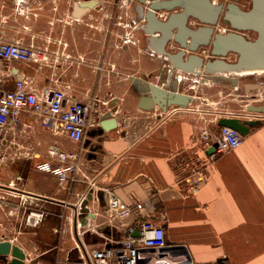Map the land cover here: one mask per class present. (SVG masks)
Returning <instances> with one entry per match:
<instances>
[{"label":"crops","instance_id":"crops-1","mask_svg":"<svg viewBox=\"0 0 264 264\" xmlns=\"http://www.w3.org/2000/svg\"><path fill=\"white\" fill-rule=\"evenodd\" d=\"M81 1L0 0V40L34 44L40 57L30 63H4L0 78L6 87L28 76L38 92L65 89L90 105V118L99 120L79 142L55 135L40 116L41 121L24 112L5 127L31 131L20 142L25 156L12 164L18 177H0V237L26 253L22 264H67L81 257L78 246L90 250L117 245L131 228L139 236L141 222L151 219L165 228L169 244L184 246L186 255L163 257L174 264H264V118L251 126L240 146L209 161L213 152L196 138L202 127L211 126V119L204 118L209 109L196 107L186 85L182 92L190 95L192 111L165 116L158 106H140L141 97L151 95L149 84L165 88L170 71H180L167 53L185 50L183 61L192 54L210 58L211 32H202L192 52L174 37L177 25L164 44L152 41L163 34L145 30L147 20L137 0H98L87 10L81 5L76 10ZM181 10L156 14L166 20ZM186 24L195 30L207 26L190 17ZM126 34L132 41H125ZM180 72L174 73L176 78L188 75ZM191 76L211 81L204 73ZM260 88L256 82L247 91ZM250 105L218 111L223 113L219 118L251 119ZM108 110L118 125L101 132L100 121ZM54 142L77 155L81 166L75 179L63 184L56 174L39 168ZM205 162L207 178L197 184ZM82 200L89 211L81 207ZM140 202L143 206L137 208ZM41 212L37 223L35 214ZM149 254L160 259L157 250ZM13 258L11 252L1 256L0 264Z\"/></svg>","mask_w":264,"mask_h":264},{"label":"water","instance_id":"water-1","mask_svg":"<svg viewBox=\"0 0 264 264\" xmlns=\"http://www.w3.org/2000/svg\"><path fill=\"white\" fill-rule=\"evenodd\" d=\"M240 0L220 1L215 0H137V8L145 17L147 24L145 30L153 33L158 30L163 35L159 39L155 36L152 41H161L162 44L172 36V27L177 25L178 33L174 36L179 44L192 52L198 49V38L205 31L207 35L211 32V48L209 49L210 58L204 59L196 54L190 55L187 61H183L185 50L177 53H167L175 70H181L185 74L200 76L202 73L212 77H224L232 80L237 84L240 74L248 72L264 71V0H248L250 6L242 8ZM98 3V0H82L75 4L76 10L79 6L84 9L91 8ZM79 4V5H78ZM147 5L146 11L143 6ZM181 8L178 13L171 12L166 20L158 18L156 11H171L174 8ZM194 18L198 23L206 24L198 30L187 26L188 19ZM221 21L229 30H217L216 25ZM181 26H183L181 30ZM249 33H255L250 36ZM191 40L187 42V38ZM205 38V43L209 44ZM161 47V46H159ZM163 48L161 47V50ZM234 55L233 60L229 55ZM174 71H170L167 87L163 88L159 84H149L151 95L141 97L140 106L143 108H155L158 106L166 110L169 106L180 104L187 105L190 102V95L183 93L184 80L172 77ZM227 74L229 76H224ZM250 111L264 112V104L250 105ZM220 125H227L237 129L242 134L249 133L251 126L261 123L259 119H242L239 116H222L219 118ZM118 125L117 118L108 110L100 121V131L110 130ZM215 146L209 149L212 153ZM91 198V194L88 196ZM85 211H89L86 202L81 203ZM13 259L8 264H22L26 258V253L17 244H12L11 240L0 237V257L9 254ZM184 246H167L160 249V256H180L186 255ZM184 259V258H183ZM189 261V257H185ZM186 260V261H187ZM181 262V259L179 260ZM183 261V260H182ZM82 259L79 257L75 261H69L67 264H81Z\"/></svg>","mask_w":264,"mask_h":264},{"label":"built area","instance_id":"built-area-1","mask_svg":"<svg viewBox=\"0 0 264 264\" xmlns=\"http://www.w3.org/2000/svg\"><path fill=\"white\" fill-rule=\"evenodd\" d=\"M125 41H132L131 35H125ZM39 53L34 44H25L18 41L0 40V70L4 63L19 61L30 63L39 61ZM11 71V68H9ZM90 105L81 100L72 98L65 89L48 87L47 90L38 92L32 85L28 76L17 78L12 88L6 87L0 78V127H7L11 123L20 120L24 113L38 115L42 118L46 127L55 135L63 134L75 142L82 141L87 129L99 120L90 118ZM162 110V109H161ZM189 105L175 104L162 110L165 116L176 113L192 111ZM251 119L262 120L264 112L247 110ZM219 114L212 120L211 126H204L198 132L197 139L202 142L206 149L215 146V151L209 155V161L216 154L225 150L236 148L241 145L245 135L237 129L218 123ZM215 126V128H213ZM209 162L202 164V170H198L197 184L207 178L205 173ZM77 155H72L58 142H54L47 149V159L39 164L41 170L51 172L59 177L63 184L75 179V174L80 170ZM198 187H196L197 189ZM82 200L81 202H83ZM143 203L137 204L142 208ZM44 214H35V222H40ZM139 236H134V228L129 230L128 236L114 246L95 247L86 250L79 247L81 252V264H174L175 261L163 258L154 260V255L149 250H157L170 246L166 239L165 228L151 219H145L140 224ZM183 246V245H182ZM185 254V251L183 252ZM177 257V256H174Z\"/></svg>","mask_w":264,"mask_h":264},{"label":"rangeland","instance_id":"rangeland-1","mask_svg":"<svg viewBox=\"0 0 264 264\" xmlns=\"http://www.w3.org/2000/svg\"><path fill=\"white\" fill-rule=\"evenodd\" d=\"M239 3L245 9L250 6L246 0H240ZM216 28L217 30L228 29L222 22H219ZM249 35L253 37L255 33L251 32ZM234 58V55L229 56L230 60ZM181 77L185 81L188 92L193 95L196 107L211 110L205 113V120L214 119L219 114L218 111H226L227 109L239 111L250 103L254 105L264 104V74L240 76L237 84L224 77H212L210 83L201 82V79L191 75H181ZM256 82H260L262 88L248 92L247 87ZM38 117L37 115L36 118L40 120ZM29 131H31L30 128L24 130L20 126H16L14 130L0 127V161L3 168L0 177L2 179L11 181L18 177V172L11 170V168H14L12 164L18 163V160L20 161L25 156L22 153L20 142L27 138Z\"/></svg>","mask_w":264,"mask_h":264},{"label":"bare ground","instance_id":"bare-ground-1","mask_svg":"<svg viewBox=\"0 0 264 264\" xmlns=\"http://www.w3.org/2000/svg\"><path fill=\"white\" fill-rule=\"evenodd\" d=\"M229 1H232V0H229ZM241 7H242V6H241ZM242 8H244V7H242ZM219 22H221V21H219ZM227 30H229V29H226V30L223 29L222 31H227ZM247 34H248V32H247ZM249 34H250V33H249ZM210 48H211V44H210ZM230 55H231V54H230ZM230 55H229V56H230ZM180 71H181V70H180ZM180 71H174L173 74H172V77H174V73H175V72H180ZM181 72H183V71H181ZM181 72H180V73H181ZM180 73H179V74H180ZM252 74H255V75H262V74H264V71H262V72H254V73H248V72H245V73L240 74V76H247V75H252ZM181 75H184V74H181ZM206 76H208V75H206ZM209 76H210V75H209ZM209 76H208V77H209ZM224 76H229V75L224 74ZM203 77H204V76H203ZM208 77H207V78H208ZM177 78L181 80V77H180V76L177 77ZM200 78H201V77H200ZM200 78H199V79H200ZM211 78H212V76H211ZM159 79H160V78H159ZM199 79H198V80H199ZM207 80H209V79H207ZM209 81H210V80H209Z\"/></svg>","mask_w":264,"mask_h":264},{"label":"flooded vegetation","instance_id":"flooded-vegetation-1","mask_svg":"<svg viewBox=\"0 0 264 264\" xmlns=\"http://www.w3.org/2000/svg\"><path fill=\"white\" fill-rule=\"evenodd\" d=\"M223 1V0H222ZM249 4H250V2L248 1V0H246Z\"/></svg>","mask_w":264,"mask_h":264}]
</instances>
